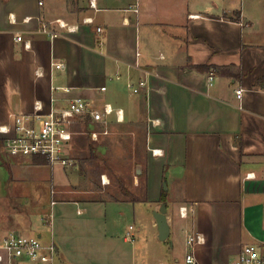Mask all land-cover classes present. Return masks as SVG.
<instances>
[{
  "label": "crops",
  "instance_id": "obj_1",
  "mask_svg": "<svg viewBox=\"0 0 264 264\" xmlns=\"http://www.w3.org/2000/svg\"><path fill=\"white\" fill-rule=\"evenodd\" d=\"M91 1L0 0V127L75 97L95 108L110 103L124 111V121L113 116L112 141L97 147L112 158L121 146L127 169L135 170V193L110 194L105 185L77 189L76 160L60 181L53 167L14 156L13 166L51 169L52 208L43 219L49 226L38 237L55 242L57 264H184L188 236L199 235L200 264H232L244 246L264 243V0H95V8ZM85 18L94 23L83 24ZM58 19L79 31L53 25L62 36L40 33ZM139 80L147 87L134 95L127 82ZM83 127L84 134L102 129L89 118ZM6 156L0 146V166L10 163ZM95 193L102 196L90 198ZM163 203L166 242L150 218ZM116 205L122 208L114 215ZM14 218L0 215V244L25 230Z\"/></svg>",
  "mask_w": 264,
  "mask_h": 264
},
{
  "label": "built area",
  "instance_id": "obj_2",
  "mask_svg": "<svg viewBox=\"0 0 264 264\" xmlns=\"http://www.w3.org/2000/svg\"><path fill=\"white\" fill-rule=\"evenodd\" d=\"M42 2H40V5ZM91 7L95 8V0L91 1ZM131 10L138 12V7H131ZM10 19L14 22L13 15ZM29 21V18L26 19ZM92 18L83 19V24H93ZM57 26L60 30L68 33L79 31V25H72L63 20H56L52 23H43L40 33L50 39L62 36V32L52 28ZM98 28V32H101ZM18 41H22L21 35L17 36ZM99 46L103 41L98 42ZM137 56H140L137 53ZM161 59L164 56L161 55ZM56 68H62L63 63H53ZM120 80L121 76L116 75ZM210 84L214 81V76L209 77ZM147 87L146 80L138 82L128 81L127 88L129 91L138 95ZM65 92H70V88H65ZM102 93L107 91V87L100 88ZM244 90L239 88L236 91L237 98L242 99ZM41 106H36V111L40 112ZM115 116L117 122L124 121V111L115 108L110 103H104L102 108H95L90 102L83 97H75L65 106L52 108L46 114L20 115L16 116L13 125L0 127V141L3 151L10 156L16 157H44L51 166H60L63 168H72L75 166V160L70 155V147L74 137L84 134L85 131H79L76 126H83L85 120L89 118L93 124L102 127L101 130L87 131L93 141H99L101 136L110 135L111 118ZM104 184H109L105 176L102 177ZM185 208L181 209V214ZM132 229V227H131ZM126 239L133 241L132 235L127 234ZM203 242L199 235L188 236L186 240L187 252L184 256V264H200L196 254V244ZM59 260L58 247L54 241L45 243L40 237L27 236L12 233L8 235L0 244V262L7 261V264H25L26 261L32 264H57ZM159 264H166L162 261ZM232 264H264V243L249 244L242 248L237 259Z\"/></svg>",
  "mask_w": 264,
  "mask_h": 264
},
{
  "label": "rangeland",
  "instance_id": "obj_3",
  "mask_svg": "<svg viewBox=\"0 0 264 264\" xmlns=\"http://www.w3.org/2000/svg\"><path fill=\"white\" fill-rule=\"evenodd\" d=\"M83 128L84 127L81 125L76 126V129L79 131H83ZM77 138V143L73 145V149L71 150V156L77 162L76 169L79 176L82 178L79 182L72 183L75 184L77 189L92 191L98 190L99 187L105 185V187H108L107 191L110 194H119L122 191L121 188H125L132 193L136 192L132 183L135 170L127 169L129 163L128 156L127 153L121 152V146L115 148L112 158L104 156L101 148L97 147L102 145L103 147L108 146L109 142L112 141V136L101 137L100 142L93 141L87 134H82ZM118 138H121L120 133L116 134V141ZM91 147L96 149V159L91 158ZM7 159L10 163H5V165L0 166V215L3 213L8 214L12 219L15 217L14 219L16 222L18 221V223H22L25 230L18 232L19 234L38 237L39 232H42V230L49 226V224L45 223L47 219L44 221L43 219L46 214H50L52 208L51 188L53 183L50 167L54 168L55 176L60 181L66 179V173L63 171V167L51 166L49 164L46 165L50 167L43 169L32 166L20 168L12 165V161L15 159L14 156H8ZM22 164L29 165L31 164V161L28 159L25 163H21V165ZM64 169L67 170L71 168ZM101 172H104L109 176L108 180H110L109 182H111V185L110 183L106 185L102 182ZM165 185L167 186V184ZM165 185L163 190H165ZM140 189L144 190V185L141 186ZM141 190H139V193L143 194L144 191L141 192ZM170 190L172 189L170 188ZM98 194L95 193L89 196L90 198L102 196V193ZM85 196H88V194ZM3 205L7 208V211L5 210V212L1 209ZM102 208L105 209V207ZM121 208L122 207L119 205L113 207V214H118L121 211ZM10 209L12 211H10ZM30 214L31 217H28ZM153 216L154 213L152 212L150 218ZM126 221L127 219L123 215L120 219L118 218L117 224L122 228ZM45 235L46 233L43 235V242L47 241Z\"/></svg>",
  "mask_w": 264,
  "mask_h": 264
},
{
  "label": "water",
  "instance_id": "obj_4",
  "mask_svg": "<svg viewBox=\"0 0 264 264\" xmlns=\"http://www.w3.org/2000/svg\"><path fill=\"white\" fill-rule=\"evenodd\" d=\"M138 173H141L140 167L138 168ZM165 190H167V186L165 185ZM167 204L163 203L159 211L154 212V218L157 222L158 230H159V239L162 242H166L170 237V225L167 218Z\"/></svg>",
  "mask_w": 264,
  "mask_h": 264
},
{
  "label": "trees",
  "instance_id": "obj_5",
  "mask_svg": "<svg viewBox=\"0 0 264 264\" xmlns=\"http://www.w3.org/2000/svg\"><path fill=\"white\" fill-rule=\"evenodd\" d=\"M89 122H90L89 120L86 121L87 124H89ZM0 146H1V141H0ZM94 155L95 154L92 153V157H94ZM32 162L34 164H37V165H46V164H48L47 160L44 157H40V156L32 157ZM121 190H122L121 191L122 193L126 192L125 188H123V189L121 188ZM162 201H164V199Z\"/></svg>",
  "mask_w": 264,
  "mask_h": 264
}]
</instances>
